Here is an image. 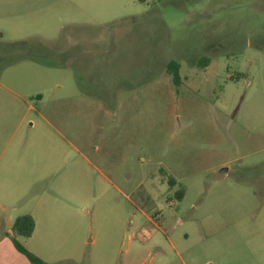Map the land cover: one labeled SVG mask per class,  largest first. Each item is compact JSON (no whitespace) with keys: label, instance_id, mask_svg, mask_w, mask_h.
<instances>
[{"label":"rangeland","instance_id":"rangeland-1","mask_svg":"<svg viewBox=\"0 0 264 264\" xmlns=\"http://www.w3.org/2000/svg\"><path fill=\"white\" fill-rule=\"evenodd\" d=\"M19 42L48 66L2 73L28 88L0 86V150L26 146V201L71 210L55 261L264 264V0H0V64Z\"/></svg>","mask_w":264,"mask_h":264},{"label":"crops","instance_id":"crops-1","mask_svg":"<svg viewBox=\"0 0 264 264\" xmlns=\"http://www.w3.org/2000/svg\"><path fill=\"white\" fill-rule=\"evenodd\" d=\"M84 55V51L78 50L70 56L69 64L71 65L73 61L83 60ZM26 61L28 60L20 61L7 67V69L11 67H20L17 69L21 70L31 69ZM210 67L211 63L209 62L203 70L208 71ZM5 70L6 68L1 72L0 77ZM70 70H72V67ZM82 70H84L83 65ZM16 81L18 82L16 79L6 78L3 83H0V86L17 99L24 101L26 96L24 92L28 88L27 82L19 81L20 85H18ZM149 83V76L145 77L144 80H138L134 76L128 77L124 81L102 80L99 83L101 86L100 97L113 101H116V97L134 99L144 90H141V88ZM181 85L182 80L179 86ZM147 94L149 95V93ZM73 95L82 99L88 96L86 92L81 89L78 90L77 85H75ZM7 146L5 145L0 150V264H29L28 260L16 251L11 240L12 223L15 218L22 215H28L33 219L34 229L30 237H17L16 240L41 261L47 264H59L58 261H55V256L62 236L61 231H69L67 223L69 222L71 210L67 206L55 207L56 202L51 197L45 200L42 197H31L26 201V192L18 185L28 180L30 162L29 156L26 154V146L17 144L12 149L15 152L14 154H5ZM12 182L17 183L13 188L11 186ZM24 203H26L24 211H19L18 207ZM68 260L71 261V259Z\"/></svg>","mask_w":264,"mask_h":264},{"label":"trees","instance_id":"trees-1","mask_svg":"<svg viewBox=\"0 0 264 264\" xmlns=\"http://www.w3.org/2000/svg\"><path fill=\"white\" fill-rule=\"evenodd\" d=\"M139 2H143L145 0H138ZM42 49L40 45L35 44V43H30V42H19L15 44H11L10 47L8 48L9 54L11 55L10 60L5 61L4 63L0 64V74L1 72L13 65L16 64L20 61L24 60H30L33 61L37 64L43 65V66H48L45 62L41 61L38 58V54L35 51V49L39 50ZM5 54H0V58H3ZM209 61L207 58H200L198 61V67L203 69L208 65ZM166 73L171 76L172 83L176 87L180 85L181 78L179 76V64L175 61H170L166 65ZM168 184L170 187L174 186L175 183L173 180H169ZM180 197L182 196V190H180ZM34 229V221L33 219L28 216V215H22L17 218L12 223L11 227V232H12V244L16 251L23 255L29 262V264H47L43 261H41L39 258L31 254L24 246H22L17 240V237H22V238H28L32 234Z\"/></svg>","mask_w":264,"mask_h":264},{"label":"water","instance_id":"water-1","mask_svg":"<svg viewBox=\"0 0 264 264\" xmlns=\"http://www.w3.org/2000/svg\"><path fill=\"white\" fill-rule=\"evenodd\" d=\"M222 172L225 171L224 169L221 170Z\"/></svg>","mask_w":264,"mask_h":264}]
</instances>
